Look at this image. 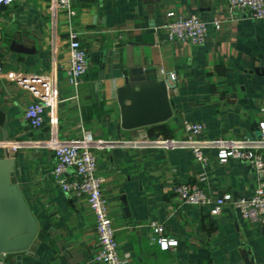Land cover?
Segmentation results:
<instances>
[{"label":"crops","instance_id":"obj_1","mask_svg":"<svg viewBox=\"0 0 264 264\" xmlns=\"http://www.w3.org/2000/svg\"><path fill=\"white\" fill-rule=\"evenodd\" d=\"M76 14L52 16L48 0H15L0 13V154L21 141L14 173L38 233L27 251L0 256V264H98L93 215L84 195L65 193L54 183L55 159L46 142L70 140L83 130L95 138L185 139L186 121L204 124L211 138L258 137L264 122V19L232 11L227 0H71ZM196 13L207 23L201 45L168 41L157 27L166 13ZM217 19L219 27L212 21ZM78 33L89 66L78 87L67 81V33ZM103 77L97 83L100 65ZM174 73L169 90L175 113L149 127L119 126L116 87L127 75L161 79ZM47 74L56 102L44 122L32 128L24 117L34 100L19 78ZM102 194L124 264H264V228L241 217L231 204L216 215L208 206L181 203L171 187L197 183L211 197H248L258 175L250 166L210 153L206 165L185 149H93ZM157 220L175 246L160 249L150 240Z\"/></svg>","mask_w":264,"mask_h":264},{"label":"built area","instance_id":"obj_2","mask_svg":"<svg viewBox=\"0 0 264 264\" xmlns=\"http://www.w3.org/2000/svg\"><path fill=\"white\" fill-rule=\"evenodd\" d=\"M15 0H0L1 11L13 5ZM227 7L232 11L245 10L254 19H264V0H227ZM48 9L52 16L66 13L69 17L76 14L71 0H48ZM167 20L157 27L164 31L168 41H179L192 45H201L206 39L207 23L196 13L177 15L173 11L166 13ZM212 25L219 27L214 19ZM67 66L65 75L68 83L76 89L87 73L89 61L81 44L78 33L70 30L67 33ZM159 72L165 73L161 68ZM3 73V59L0 56V83ZM174 79V73H165ZM19 84L29 90L34 97L26 108L24 117L32 128L42 126L44 113L56 102L52 90V78L47 74H33L19 78ZM264 113V104L261 106ZM185 139L172 137L136 138L107 140L95 138L90 131L83 130L79 137L70 140L50 138L45 144L52 150L54 165L51 176L55 185L65 193L84 195L93 215L94 228L98 243V252L94 261L98 264H124L118 250L111 220L108 215L106 200L102 194L104 177L97 172V161L93 149L123 147L128 149H185L193 160L206 165L210 153L220 162L235 159L247 163L258 175L257 184L248 197L224 193L218 197L208 195L197 183L178 182L171 187L177 201L198 206H208L209 213L216 215L225 204H231L246 220L258 222L264 228V122L258 123L260 134L253 138L207 137L204 124L186 121ZM22 144L12 140L4 146L9 154L14 153ZM150 240L160 249L175 246L177 241L165 233V227L157 220H150Z\"/></svg>","mask_w":264,"mask_h":264},{"label":"water","instance_id":"obj_3","mask_svg":"<svg viewBox=\"0 0 264 264\" xmlns=\"http://www.w3.org/2000/svg\"><path fill=\"white\" fill-rule=\"evenodd\" d=\"M104 65L97 74L99 84ZM264 72V67L262 68ZM174 80L132 78L125 75L123 84L116 87L115 98L119 107V126L134 130L163 123L175 110L169 90ZM14 157L6 150L0 154V256L27 251L38 233V221L31 212L14 173ZM258 223V222H257ZM245 263H249L244 259Z\"/></svg>","mask_w":264,"mask_h":264}]
</instances>
